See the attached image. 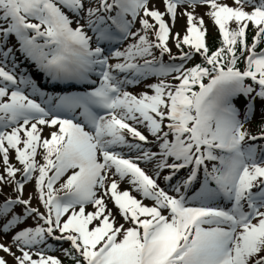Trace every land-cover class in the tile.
Returning a JSON list of instances; mask_svg holds the SVG:
<instances>
[{
	"label": "snow or ice",
	"instance_id": "obj_1",
	"mask_svg": "<svg viewBox=\"0 0 264 264\" xmlns=\"http://www.w3.org/2000/svg\"><path fill=\"white\" fill-rule=\"evenodd\" d=\"M150 4L0 0V233L20 229L0 251L15 264H62L45 254L49 240L70 242L73 264H264V0ZM205 5L221 36L215 51L195 14ZM178 15L187 17L182 38L164 19L174 26ZM17 53L45 84L18 75ZM196 55L203 63L187 67ZM48 84L84 90L51 94ZM43 126L54 130L45 137ZM28 218L36 226L20 228Z\"/></svg>",
	"mask_w": 264,
	"mask_h": 264
},
{
	"label": "rangeland",
	"instance_id": "obj_2",
	"mask_svg": "<svg viewBox=\"0 0 264 264\" xmlns=\"http://www.w3.org/2000/svg\"><path fill=\"white\" fill-rule=\"evenodd\" d=\"M220 2L221 3H226L228 5H232L233 4V0H220ZM153 5L155 7H157L161 12L164 11V0H153V4H150V7H152ZM249 10H251V9H249ZM181 11H182V9H181ZM208 11H210V8L208 6H206V5L205 6H199L195 10V14L198 17H203L204 22H205V26L208 29V36L206 38L207 39V42L211 39V37H215V36L220 35L217 26H215L214 23H213V21H212V19L208 15H206V13ZM164 19L166 20V22L169 23V26L172 28L173 35L175 33L179 32L180 33V36L182 38L183 35L185 34L186 29H187V26H188L187 25V17L186 16H183V15H178L177 20H176V23H175L174 26L172 25V21H171L170 17L165 16ZM73 27H75V25H73ZM139 27H140V25H139V23H137L136 28H139ZM230 27H236L235 23H232L230 25ZM149 35L151 36L152 34L150 33ZM129 42H131V41H126L124 43L123 47H126L127 46V43H129ZM12 43L15 44V39L14 38L12 40ZM168 46L172 50V55L179 56V54H180L179 49H177V47L175 46L174 41L171 38L169 39ZM188 50H189L188 49V46H184V51H188ZM261 50H264V43H261L260 45H258L257 51H261ZM156 54L158 56L159 51H157ZM16 55H17V63H19V65H20L16 69L18 75L19 74H25V73L32 74L34 76V78L37 79V82L41 84V82H43L40 79L41 78V75L36 73V70H35L34 65H32L30 62L24 61L23 58L20 56L19 53H17ZM196 56H194V57H196ZM163 58H164V61L166 63L169 61L168 55H165ZM193 59L191 61H188L187 62V65H186L187 67H192ZM176 63H180V61L177 60ZM11 66L12 65H11V61H10L9 64H8V67L11 68ZM238 66L240 67L239 63H238ZM93 79H95V77H93ZM148 82L149 83H155L157 81H156L155 78H153V79H151ZM205 82H207V81H205ZM43 84H45V82H43ZM75 89H78V88H75ZM72 90L75 91L72 88L59 89V88H55V87H49L48 85H47V88H46V91H48L51 94L63 93V92H70ZM127 90L130 91V92H133L134 94H138L141 91L145 90V88H144V85L141 84L139 86H129L127 88ZM77 91H81V90H77ZM77 115H79V113H77ZM43 127H44V133H43V135L45 137H47L48 134L51 131L54 130V129L49 128V127H46V126H43ZM248 127H250L251 130L254 129V125H252V124L248 125ZM140 130L142 132H144L145 135H149L147 133V131L143 128V126H140ZM149 139L150 140L152 139V137L150 135H149ZM123 151L127 154V156L134 157L136 155L135 152L128 153V150L127 149H123ZM127 156H126V158H127ZM36 159L38 161H40L41 163L43 162L41 160V157L39 155L37 156ZM12 163L15 164V166L18 167V168L21 167L19 165V163L14 159V153H13ZM140 166L142 168H145V170L148 171L150 175L152 174V172H151L152 165L151 164L145 165L144 163L141 162L140 163ZM2 170H3V165H2V162H0V171H2ZM164 174H167V173L165 172ZM179 174H178L177 178L180 176ZM64 179H66V177L62 178L61 181L56 185L57 188H59V184L60 183H63L64 182ZM160 183H161V187H166V185L162 181H160ZM120 187H121V190H124V189L129 188V185H128L127 182H124V183L121 184ZM35 191H36L35 181H32L31 183H29V184H27L25 186L24 198L25 199H28L29 196L32 193H34ZM4 194L5 195H13V189L11 187H6L4 189ZM132 194L134 196H136L138 199L140 198V196H139L138 193L133 192ZM170 194H173V193L170 192ZM191 194L192 193L190 192L189 195H191ZM2 200H3V197H0V202H2ZM107 203H108V207L111 208L112 211L116 214L117 223L118 224H124V220L120 217L119 213L116 211L115 207L113 206L112 201L111 200H108ZM144 203L145 204H148V205H151L153 202L151 200H144ZM32 206L33 207H39L40 208V211H43V212L45 211V209L43 208L42 204H40V202L38 200H35L34 199L33 202H32ZM86 211L87 212L94 211L93 206H91V205L87 206L86 207ZM15 212L16 213L22 212V207L21 206H17L15 208ZM41 223H42V221H41ZM35 226H36V221H34L32 218H28L20 226V228H24V227H35ZM128 226H129L128 224H125V227H128ZM17 230H20V229H15L12 232H9L7 235H4L3 233H0V243L5 244V245H11L12 244V236L15 234V231H17ZM56 234L59 235L58 232ZM48 243L52 245V248L49 249L45 254L46 255H51V256L56 257V258H59L62 261V264H65V262L63 261V256H64V251H63L64 248H63V245L66 243V241L63 242V241L49 240ZM12 251L16 252L17 255H20L19 251L14 246L12 247ZM0 256H3L5 259H7L8 260V264H15V261L13 260V258L11 256L7 255L6 253H4L3 251H0ZM33 258H36V257H33Z\"/></svg>",
	"mask_w": 264,
	"mask_h": 264
},
{
	"label": "trees",
	"instance_id": "obj_3",
	"mask_svg": "<svg viewBox=\"0 0 264 264\" xmlns=\"http://www.w3.org/2000/svg\"><path fill=\"white\" fill-rule=\"evenodd\" d=\"M232 28H235V27H232ZM253 34H254V29L252 27H250L249 32L247 34V42L249 45H251V43H252ZM220 40H221V36L219 35V36L211 37V39L207 42L212 51H215L216 48H218L220 46ZM198 63H203V58L199 57L197 55L194 59V63L192 64V66H194L195 64H198ZM239 65L242 68L244 66V63L241 61V62H239ZM259 123H260V119H259V115H257V118L251 123L252 125H254V129L252 130L253 132L257 131V125ZM186 175H187V172H184L178 179H182ZM70 247L71 246H70L69 242L66 245H64L65 249H70ZM64 262H65V264H73L72 260L66 255L64 256Z\"/></svg>",
	"mask_w": 264,
	"mask_h": 264
},
{
	"label": "bare ground",
	"instance_id": "obj_4",
	"mask_svg": "<svg viewBox=\"0 0 264 264\" xmlns=\"http://www.w3.org/2000/svg\"><path fill=\"white\" fill-rule=\"evenodd\" d=\"M35 67V66H34Z\"/></svg>",
	"mask_w": 264,
	"mask_h": 264
}]
</instances>
